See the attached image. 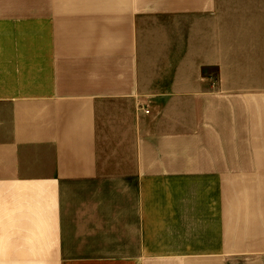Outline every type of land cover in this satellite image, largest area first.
Listing matches in <instances>:
<instances>
[{
    "label": "crops",
    "instance_id": "1",
    "mask_svg": "<svg viewBox=\"0 0 264 264\" xmlns=\"http://www.w3.org/2000/svg\"><path fill=\"white\" fill-rule=\"evenodd\" d=\"M264 0H0V264H264Z\"/></svg>",
    "mask_w": 264,
    "mask_h": 264
},
{
    "label": "rangeland",
    "instance_id": "2",
    "mask_svg": "<svg viewBox=\"0 0 264 264\" xmlns=\"http://www.w3.org/2000/svg\"><path fill=\"white\" fill-rule=\"evenodd\" d=\"M264 27V26H263Z\"/></svg>",
    "mask_w": 264,
    "mask_h": 264
}]
</instances>
